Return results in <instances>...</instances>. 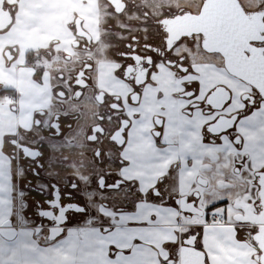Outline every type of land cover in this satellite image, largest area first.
Segmentation results:
<instances>
[{"label": "snow or ice", "instance_id": "obj_1", "mask_svg": "<svg viewBox=\"0 0 264 264\" xmlns=\"http://www.w3.org/2000/svg\"><path fill=\"white\" fill-rule=\"evenodd\" d=\"M236 5H239L238 12H235ZM169 23L171 28L166 27ZM158 25L163 34V51L176 55V59L164 61L161 57L154 60L149 56L142 60L145 79L139 83L136 82L134 59L132 65H119V79L133 84L136 99L130 93L128 101L138 108L140 98L144 96L143 87L148 84L156 86L155 78L161 64H165L175 74L174 79L179 81V90L173 95L182 93L196 102L183 106V120L170 117L161 105L160 111L153 115L151 127L137 139L139 147L132 148L118 161L121 171L136 169L142 172L147 178L146 189L141 188V180L136 176L121 177L111 184L102 176L98 183L101 187L116 188L121 186V182L129 183L139 195L132 207L133 212L141 202L150 205L159 203L161 208L177 213V222L181 216L195 215L192 209H198L203 202V222L184 231L173 229L175 238L161 245L166 254L158 255L156 259L160 264H184L182 251L191 249L199 254L200 264H216L214 256L218 252L208 240L213 230L221 224L224 227L231 225L237 242L245 243L247 236L255 241L264 227V220H261L237 221L250 226L237 228L233 223L234 217L229 216V209L241 215L245 214V209L228 196L211 199L210 193L200 191L210 182L203 174L211 173L214 166L219 168L218 162L224 153L229 156L234 154L238 158L233 160L236 170L243 169L255 177L253 187L242 199L252 206L256 216H264V183H261L264 180V162L257 168L252 158L255 154L258 160L264 161V0L254 10L246 8L241 0H199L195 7L169 4L162 6ZM171 29L180 31L175 42L169 46ZM244 30L247 34L241 39ZM185 41L191 46L190 50L177 54L176 50ZM153 47L149 45L148 50ZM190 52L193 54L190 55ZM196 52L213 58L204 61V71L222 77L207 90L200 79L198 67L193 63ZM125 57L132 59L127 54ZM129 67L133 68L130 76L125 74ZM218 91L219 98L214 102V94ZM163 95L162 90L157 92V98ZM113 107L116 110L118 105ZM197 112L204 118L202 123H194ZM134 119H142L138 111L132 117L125 114V131L121 135L131 127ZM221 121L225 122V126L217 129L216 125ZM102 132V129L99 130V134L102 135ZM128 146L127 138L119 145L121 149ZM182 184L187 185L189 190H181ZM173 187L177 189L175 192L171 191ZM58 192L67 195L62 196L57 205L53 202L57 200L55 193ZM162 192L170 194L161 202ZM36 194L43 199L36 202L38 211L31 218L32 227L29 230L18 231L9 227L11 218L7 224L0 221V264H93L86 255L91 246V234L77 228V214L82 219L85 211L83 204L77 203L82 200L78 186L73 184L70 188L60 189L59 185H48ZM7 195L0 178V204ZM181 201L191 207H181ZM2 215L4 213L0 211ZM128 223L147 227L160 223V217L157 212H152L144 219ZM101 231L112 237L107 245L109 264H142L138 254L144 242L141 235L122 241L119 238L120 225L115 221L105 224ZM215 235L219 237L220 232L215 231ZM257 251L264 255V248H257Z\"/></svg>", "mask_w": 264, "mask_h": 264}, {"label": "flooded vegetation", "instance_id": "obj_2", "mask_svg": "<svg viewBox=\"0 0 264 264\" xmlns=\"http://www.w3.org/2000/svg\"><path fill=\"white\" fill-rule=\"evenodd\" d=\"M260 2L261 0H241L249 10H254ZM0 3L1 8L9 12L11 17L10 24L0 30V34L9 35L15 30L16 17L21 13L23 0H1ZM198 3L199 0H95L86 11H82L78 4L67 2L63 5L58 20L56 36L42 44L32 45L25 54V61L19 63L21 67L33 71L32 79L38 86L29 101L28 109H25V105L23 106L20 101L19 95L22 92L11 87L7 78L0 73V158L4 162L3 168L7 179L16 177L13 183L17 188H21L22 195L19 198L22 211L20 217L15 220L9 212L2 221L11 218L13 228L18 231L29 230L32 227L31 218L35 217L38 211L36 202L43 199L36 193L48 185H59L60 189L70 188L73 184L78 186L82 200L77 203H82L85 211L82 219L77 214L79 219L77 228H83L90 234L94 229L101 231L110 221L122 224L125 212L136 215L142 206L159 205L141 202L133 212L132 207L139 199V195L131 184L121 182V186L116 188L101 187L98 182L102 176L108 184L125 177L127 169L121 171L118 161L122 155H128L133 148V142L136 140L133 134L137 127L145 124L146 129L150 128L153 115L160 111L161 105L167 114L168 108L164 100L168 99L171 102L176 119L180 120H183L181 112L183 106L196 101L187 99L182 93L173 95L179 90V81L174 79L175 74L168 66L161 64L160 72L155 78L156 86L145 85L139 107H133L128 101L130 93L132 98L136 99L133 84L119 79L117 68L121 64L132 65L134 59L136 82L139 83L145 79L143 71L145 66L141 64L142 60L149 56L154 60L161 57L164 61L175 60L176 55L163 51V34L158 25L162 6L171 4L176 7L183 5L195 7ZM79 4L82 5V2L79 1ZM238 11L239 5H236L235 12ZM166 27L171 28V24ZM179 31L171 29L169 46L175 42ZM245 34L247 30L242 32L241 39ZM149 45L154 46L151 51L148 50ZM16 46L6 44L3 49L1 62L5 67L17 60ZM190 48L185 41L176 53L189 51ZM125 54L132 59H127ZM192 54L190 52V55ZM194 55L193 63L201 73L200 79L203 84L207 76L203 68L204 61L213 58L201 52ZM132 72L133 68L129 67L125 74L130 76ZM166 80L169 84H174L175 89L164 88L162 82ZM161 90L164 95L157 98V92ZM149 92L151 109L148 110L144 106ZM114 105H118L116 110ZM142 106L146 114L142 112ZM137 111L142 119H134L131 127L121 135V132L125 131L123 127L125 114L132 117ZM197 118L198 123L203 122L204 118L199 112L195 114L194 122ZM219 125L225 126V122L221 121ZM101 129L102 135L99 134ZM125 138L129 141V146L121 149L119 145ZM97 153L103 155L98 156ZM252 158L257 168L264 162L258 160L255 155ZM235 159L238 158L234 154L231 155L230 170L248 179L251 189L255 177L243 169L237 171V165L233 163ZM261 183H264V180ZM34 191L36 193H33ZM183 191L188 190L186 188ZM134 194L135 197L129 207L128 204ZM169 194L162 192L161 202ZM55 195L57 200L53 203L58 205L60 198L67 193L58 192ZM73 199H76L75 196ZM235 202L245 209L244 215L234 209L230 213L237 228L250 227L236 223L237 221L258 222V219L262 218L256 216L252 206L246 204L243 199ZM26 207L27 212L24 213ZM202 211L201 216L181 217L178 228L184 231L195 225L189 219L203 218L204 209ZM221 228L231 234L233 247L242 262L264 264V255L257 251V248H264V227L255 237V241L251 236H247L245 243L237 242L236 233L232 231L231 225L224 227L221 224ZM161 249L163 250L162 247ZM158 253L160 255V251ZM181 255L184 264H200L199 254L191 249H184Z\"/></svg>", "mask_w": 264, "mask_h": 264}, {"label": "crops", "instance_id": "obj_3", "mask_svg": "<svg viewBox=\"0 0 264 264\" xmlns=\"http://www.w3.org/2000/svg\"><path fill=\"white\" fill-rule=\"evenodd\" d=\"M79 1L82 2V5L79 4ZM93 1L95 0H23L21 13L16 17L15 30L9 35L0 34V73L7 78V82L11 87L22 92V94L19 95V98L23 106L25 105V109L29 108V101L36 93L38 86L32 79L33 71L30 68L21 67L19 63L25 61V54L32 45L42 44L45 40L52 39L56 36L58 31V20L62 14L63 5L65 3L68 2L74 5L78 4L82 11H86ZM6 44L8 46L17 45L16 47L18 50L17 60L13 61L8 67H5L1 62V55ZM206 73L207 76L203 82L205 90L222 78L213 72ZM162 84L164 88L172 87L175 89L174 84H169L167 80L163 81ZM149 100L150 92L145 99L146 104L144 106L145 109L148 110L151 109ZM164 103L168 108L167 114L176 119L171 102L166 99L164 100ZM145 109L142 106V112L144 114H146V112H144ZM198 121L199 118H197L194 123L198 124ZM146 130L145 124H142V126L135 129V134H133V136H136V140L133 142V148L139 147L136 141L141 136V133ZM212 151L215 150L212 149ZM230 158L231 156H229L227 152L223 154L222 159H225L223 162V168H229L231 164ZM2 161L3 160L0 158V178H2L3 187L7 190L8 195L4 202L0 204V211L4 213V215L0 216V221H2L10 212L9 182L3 168L4 162ZM133 176H139L141 180V188H146L148 186L147 178L139 170L127 169L125 171L126 178ZM186 188L189 190L187 185H181V190H185ZM202 188L205 187H201V189ZM176 190L175 187L171 189L172 192H175ZM152 212H157L159 214L160 223L149 225L147 227L140 225L132 226L128 223L131 220L144 219ZM176 217L177 213L174 210L163 209L159 205L153 207L142 206L140 212L136 215H131L129 212H125L123 223L120 224L119 238L122 241H126L134 235H141L144 238V242L141 244L138 254L142 264H157L158 260L156 257L159 255L158 251H160V255L165 254L164 250L161 249V245L164 241L174 238L172 231L173 229L178 228V226L176 227ZM189 220L192 221L193 218ZM215 231L220 232L219 237L215 235ZM91 232V246L86 251L87 258H89L93 264H109L107 245L112 237L96 229L91 230ZM208 240L218 252V254L214 256L216 264H245L235 252L231 234L225 232L222 228L213 230V235L209 236Z\"/></svg>", "mask_w": 264, "mask_h": 264}, {"label": "rangeland", "instance_id": "obj_4", "mask_svg": "<svg viewBox=\"0 0 264 264\" xmlns=\"http://www.w3.org/2000/svg\"><path fill=\"white\" fill-rule=\"evenodd\" d=\"M1 150H3V148H1ZM224 160L225 159H222L221 161L218 162L220 165L219 168H216L214 166L211 173H204L203 174L208 179V181H210V182L208 183L207 187L202 188V189L200 188V190H201V193H205V194L210 193L211 199H217L221 196H228L230 199L237 201L239 199H242V197L247 193V191L250 190L249 180L242 178L241 175L236 174L234 172V170L232 171V170H230V168H228V169L223 168L224 167V164H223ZM17 180H19V179H17ZM13 181L14 182L16 181V177H14V178L9 177V180H8L9 189H10L9 192L11 194L10 195V201H11L10 214H11L12 218L17 220V217H20V214L22 213V211L20 210L21 204L19 202V198L21 195L20 194L21 188H17V185L15 183H13ZM13 189L15 190L14 192H13ZM16 194H18V195L15 196ZM122 196H120V198H122ZM134 197H135V194L133 195L132 199L130 200L128 206L131 204ZM199 208L204 209L203 208V202L201 203ZM24 211H25L24 213L27 212V207L24 209ZM231 212H232V209L230 208L229 209V216H230ZM99 219L101 220L102 217H100ZM203 219H204V217L203 218L193 217V220L191 222L193 224H198V223H202ZM17 224H19V223L17 222ZM220 228H221V226L219 227V229ZM79 229L83 230V228H79ZM84 229H90V228H84Z\"/></svg>", "mask_w": 264, "mask_h": 264}, {"label": "water", "instance_id": "obj_5", "mask_svg": "<svg viewBox=\"0 0 264 264\" xmlns=\"http://www.w3.org/2000/svg\"><path fill=\"white\" fill-rule=\"evenodd\" d=\"M1 1V0H0ZM11 22V17L9 16V12L4 11L1 8V3H0V30H3L7 27L8 24H10ZM218 93V94H217ZM216 94H214L213 100H216L219 98V92H217ZM219 127H221L219 124L216 125V128L218 129ZM205 178V177H204ZM205 180H207L205 178ZM208 184V183H207ZM207 186V185H206ZM203 186V187H206ZM181 207L184 208H190V205L184 204L183 201H181ZM192 212L195 213V215L201 216L203 214L202 209L198 208V209H192ZM264 220V216H262V218L258 219V222ZM8 219L4 220L3 222H5L7 224ZM11 228H13L11 225L9 226ZM15 229V228H14Z\"/></svg>", "mask_w": 264, "mask_h": 264}, {"label": "built area", "instance_id": "obj_6", "mask_svg": "<svg viewBox=\"0 0 264 264\" xmlns=\"http://www.w3.org/2000/svg\"><path fill=\"white\" fill-rule=\"evenodd\" d=\"M176 225L179 227V225H180V219H179V222L176 221Z\"/></svg>", "mask_w": 264, "mask_h": 264}]
</instances>
